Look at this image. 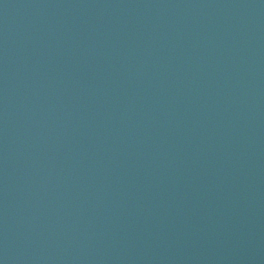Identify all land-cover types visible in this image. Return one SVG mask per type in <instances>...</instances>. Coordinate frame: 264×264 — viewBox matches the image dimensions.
Listing matches in <instances>:
<instances>
[{"label": "water", "instance_id": "95a60500", "mask_svg": "<svg viewBox=\"0 0 264 264\" xmlns=\"http://www.w3.org/2000/svg\"><path fill=\"white\" fill-rule=\"evenodd\" d=\"M0 264H264V0H0Z\"/></svg>", "mask_w": 264, "mask_h": 264}]
</instances>
